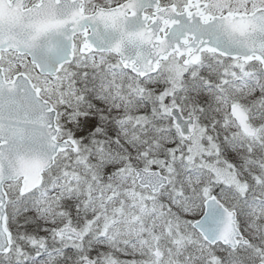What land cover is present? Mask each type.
Here are the masks:
<instances>
[{"label":"snow or ice","instance_id":"6c2138e0","mask_svg":"<svg viewBox=\"0 0 264 264\" xmlns=\"http://www.w3.org/2000/svg\"><path fill=\"white\" fill-rule=\"evenodd\" d=\"M0 264H264V0H0Z\"/></svg>","mask_w":264,"mask_h":264}]
</instances>
